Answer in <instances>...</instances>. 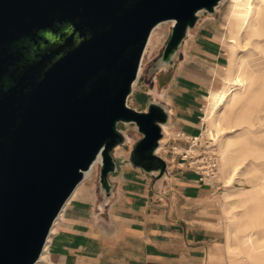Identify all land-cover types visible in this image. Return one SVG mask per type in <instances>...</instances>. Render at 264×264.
I'll return each instance as SVG.
<instances>
[{"label":"water","instance_id":"95a60500","mask_svg":"<svg viewBox=\"0 0 264 264\" xmlns=\"http://www.w3.org/2000/svg\"><path fill=\"white\" fill-rule=\"evenodd\" d=\"M221 1L0 0V264H35L99 156L104 203L113 152L129 141L120 124L141 135L132 163L156 182L167 174L156 151L170 111L128 98L153 29L173 21L160 56L169 66L201 12Z\"/></svg>","mask_w":264,"mask_h":264},{"label":"crops","instance_id":"0c3cea01","mask_svg":"<svg viewBox=\"0 0 264 264\" xmlns=\"http://www.w3.org/2000/svg\"><path fill=\"white\" fill-rule=\"evenodd\" d=\"M208 31L199 21L184 40L179 52L185 51L189 66L184 65L183 77L173 75L160 97L144 98V105L134 108L146 110L149 101L160 102L171 113L172 128L189 136L200 134L202 93L192 79L193 61L217 64L207 60L214 58L219 63L221 55L206 38ZM213 86L211 79L206 91L213 90ZM158 89L153 85V90ZM140 90L134 83L129 97L142 94ZM140 137L137 132L135 138L129 136L126 145L114 150L117 168L109 177L112 191L102 206L99 187L84 188L68 204L50 235L52 264H209L215 235L195 219L194 213L198 202L211 190L208 178L201 179L196 171L182 168L185 164L171 148L176 144L183 148L187 143L174 141L172 136L162 140L156 151L168 169L156 182L155 174L132 163L131 151ZM173 158L178 160L177 169L171 165Z\"/></svg>","mask_w":264,"mask_h":264},{"label":"rangeland","instance_id":"374dc122","mask_svg":"<svg viewBox=\"0 0 264 264\" xmlns=\"http://www.w3.org/2000/svg\"><path fill=\"white\" fill-rule=\"evenodd\" d=\"M229 4V0H223L217 7L216 12L208 13L206 11H202L200 14L199 21L201 22V25L210 30V33L208 31V37L206 38H208L214 47L221 53L219 63L214 58L207 60L214 61L217 64L207 63L204 61H193L192 66L195 70L192 73V79L199 84V87H201L200 92L202 93V109L199 112V121L203 124L201 131L204 132H202V136L205 139H211L205 132L207 129V123L203 120V116L205 115L204 106L208 103L205 96L209 94V92L206 91L205 86L211 81V79L212 82H214L213 89L220 88L223 85L222 75L226 73L225 65L229 63L230 58L229 48L224 43V40L228 36L226 14L229 9ZM172 24L173 23L171 21H164L158 24L155 27L156 29L154 28L155 30L152 41L150 45L148 44L149 46H147V51L144 52L140 65L141 69L135 82L137 89L141 88L140 92L142 94L129 97L128 105L131 107H142L144 105L143 99H146L149 96L160 97L164 92V85H166L167 81L173 78V75L176 74L183 77L184 65L189 66V64L186 63L188 58L185 51H182L181 53L178 52L174 57L172 64L169 66L160 62V56L169 39ZM253 39L256 40L257 37H253ZM259 39H261L259 46L244 43V47L239 54V58H244L248 69L259 76V83H257V87L260 89V94L263 97L262 102L264 103V35ZM155 84L158 85V90H153V85ZM253 107L254 103L247 106L248 113L252 111ZM259 120L260 122H258ZM172 125L173 118L171 117L168 125L169 132H166L165 136L166 139L168 137L171 138L172 136L174 138L175 129L172 128ZM119 127L126 129L128 135L135 138L137 132L134 128L123 124H120ZM246 127L247 123H241L238 125L234 120H230L225 123V129L219 133V137L216 136L215 139H213L219 158L220 143L225 139L222 137L228 135H241L240 143L236 144L232 149L233 153H235L238 149L249 150V152L246 153L238 174L234 176L233 183L229 186H226V182L228 173L232 171V167L221 170L220 167L222 166V161L221 158L219 159L216 174L208 179V185L211 190H209V193L204 197V199L198 202L194 211V213L196 212L195 219L200 220L202 224L215 235L214 238L216 239V243L212 247L209 264H264L256 259L241 261L243 258L241 254L238 253L240 248L237 244V238L233 233H231V242L233 244L232 248L228 251L224 249V244L227 240V233L232 225V222L234 225H238L241 228L245 226L251 227L252 219L249 215L256 212L263 215L262 225L254 227L252 230H255V232L257 231L255 236L258 240V245L261 246L264 244V204L258 205L253 198L249 197H242L244 202L237 203V200L239 199V197L236 196L237 193L246 188H252V186L259 181V178L264 173V139L254 135L249 130H246ZM253 132H256V134L259 135L264 134V110L257 115L256 126ZM169 142H171V140ZM129 145L130 143L127 147H125V150L130 147ZM176 145V151H183L185 146H182L183 148H181L178 144ZM125 150L121 148V151L124 152ZM177 164H179L178 160H175L171 165L173 167L175 166L174 168L177 169ZM99 166L100 165L97 164L93 172L83 180L84 183L79 184L75 197L86 187H92L94 189L99 187ZM182 168L189 167L185 164ZM102 196L103 195H100V206H102ZM49 257L50 255L47 250L46 259L42 263L52 264ZM238 257V260L233 261V259Z\"/></svg>","mask_w":264,"mask_h":264},{"label":"bare ground","instance_id":"6f19581e","mask_svg":"<svg viewBox=\"0 0 264 264\" xmlns=\"http://www.w3.org/2000/svg\"><path fill=\"white\" fill-rule=\"evenodd\" d=\"M229 1V9L226 14L228 36L224 40V43L229 48L230 58L229 63L225 65L226 73L222 75L223 85L220 88L210 90L209 94L205 96L208 101L204 106L205 115L203 116V120L207 123L205 132L209 138L215 139V137H219V133L225 129V123L234 120L238 125L247 123L246 130L264 139V134L259 135L253 132L256 126V117L264 110V103L262 102L263 97L260 94V89L257 87L259 76L248 69L244 58H239L244 43L253 44L255 46L260 45L261 39L259 38L264 35V0ZM171 22L173 23V21ZM155 29H153L149 37L145 51H147V46H149L152 41ZM253 37H257V39L254 40ZM251 103H254V107L252 111L248 113L247 106ZM258 122H260V120ZM164 129L167 133L169 132V126H164ZM222 138L225 139L220 143V158L222 161L220 169L232 167V171L228 173L226 182V186H229L233 183L234 176L238 174L241 164L245 159L244 157L249 150L238 149L233 153L232 149L236 144L240 143L241 135H228ZM165 140L166 138L163 139V141ZM100 163L101 157L99 156L90 170L85 172L84 179L87 178L93 172L95 166ZM83 180L81 181L82 184L84 183ZM78 186L64 204L51 228L50 234L56 230V223L63 216L66 206L74 199ZM236 196L239 197L237 203L244 202L242 197H249L253 198L258 205L264 204V173L252 188H246L237 193ZM249 217L252 219L251 227L245 226L241 228L238 225H234L232 222L227 233L224 249L228 251L232 248L231 233H233L237 238V244L240 248L238 253H240L243 258L241 261L256 259L264 263V244L261 246L258 245V240L255 236L257 231L255 232V230H252L254 227L262 225L263 215L256 212L250 214ZM49 240L50 235L35 264H43L42 262L46 259ZM238 259L239 257L233 259V261Z\"/></svg>","mask_w":264,"mask_h":264},{"label":"built area","instance_id":"2783aa9c","mask_svg":"<svg viewBox=\"0 0 264 264\" xmlns=\"http://www.w3.org/2000/svg\"><path fill=\"white\" fill-rule=\"evenodd\" d=\"M202 132L196 136H189L183 130L175 129L172 139L177 142H186L187 146L181 152L176 151L177 145L171 150L179 158L181 164H186L190 169L199 173L201 179H209L216 174L220 158L213 139L203 138Z\"/></svg>","mask_w":264,"mask_h":264}]
</instances>
